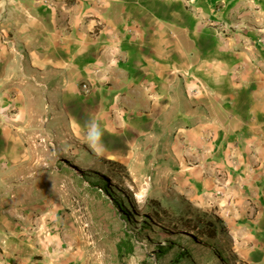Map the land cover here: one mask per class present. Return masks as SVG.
<instances>
[{
    "label": "crops",
    "instance_id": "obj_1",
    "mask_svg": "<svg viewBox=\"0 0 264 264\" xmlns=\"http://www.w3.org/2000/svg\"><path fill=\"white\" fill-rule=\"evenodd\" d=\"M141 187L264 264V0H0V264H87Z\"/></svg>",
    "mask_w": 264,
    "mask_h": 264
},
{
    "label": "rangeland",
    "instance_id": "obj_2",
    "mask_svg": "<svg viewBox=\"0 0 264 264\" xmlns=\"http://www.w3.org/2000/svg\"><path fill=\"white\" fill-rule=\"evenodd\" d=\"M41 140L39 137L38 142L41 143ZM44 140L47 144V140ZM153 198L148 196V203L140 206L131 193L126 196L128 202L134 203V208L131 203L128 205L122 224L124 227H119L118 234L121 236L122 231L126 230L133 236V253L122 258L117 256L114 248L116 232L108 238L101 237L87 247V264H231L228 255L220 258L218 244L215 245L213 239H200L192 232L177 227L182 216L204 215L196 206L184 201H157ZM158 246L166 248L163 256L158 257ZM179 253L183 256L176 262Z\"/></svg>",
    "mask_w": 264,
    "mask_h": 264
},
{
    "label": "trees",
    "instance_id": "obj_3",
    "mask_svg": "<svg viewBox=\"0 0 264 264\" xmlns=\"http://www.w3.org/2000/svg\"><path fill=\"white\" fill-rule=\"evenodd\" d=\"M178 228L184 229L188 232H192L199 238L212 237L214 235V228L212 223L202 215H196L192 217L182 216L178 220ZM132 235L126 230L122 231V235L115 243L114 248L118 257L129 256L133 253ZM166 248L161 246L157 247L158 257L163 256ZM183 255L179 253L175 261L178 262Z\"/></svg>",
    "mask_w": 264,
    "mask_h": 264
},
{
    "label": "clouds",
    "instance_id": "obj_4",
    "mask_svg": "<svg viewBox=\"0 0 264 264\" xmlns=\"http://www.w3.org/2000/svg\"><path fill=\"white\" fill-rule=\"evenodd\" d=\"M87 142L89 147L92 148L98 155L102 154L106 146L104 144V130L95 121H90L86 124ZM148 191L147 187H141L139 191L135 192L134 199L138 205L142 206L148 203Z\"/></svg>",
    "mask_w": 264,
    "mask_h": 264
},
{
    "label": "built area",
    "instance_id": "obj_5",
    "mask_svg": "<svg viewBox=\"0 0 264 264\" xmlns=\"http://www.w3.org/2000/svg\"><path fill=\"white\" fill-rule=\"evenodd\" d=\"M82 89L86 91L87 90L86 85H82ZM41 143H44L43 139L41 140ZM59 164L64 165V161L60 159L58 161V166ZM70 170L72 171V174L75 176V178L80 182V186L83 189L93 188L92 185L83 177V174L81 172L76 171L74 168H70ZM95 190L96 192L103 194V191L101 190V188L96 187Z\"/></svg>",
    "mask_w": 264,
    "mask_h": 264
}]
</instances>
